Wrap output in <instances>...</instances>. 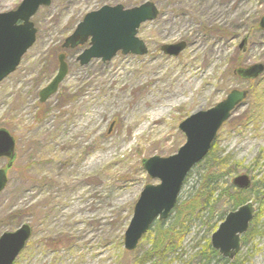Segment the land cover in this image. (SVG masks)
<instances>
[{"label":"rangeland","instance_id":"374dc122","mask_svg":"<svg viewBox=\"0 0 264 264\" xmlns=\"http://www.w3.org/2000/svg\"><path fill=\"white\" fill-rule=\"evenodd\" d=\"M145 1L160 10L138 30L147 55L118 52L82 66L78 55L90 40L67 49L68 74L40 103L41 88L58 70L56 51L86 14ZM21 2L0 0V13ZM263 14L264 0H52L39 8L32 19L36 42L0 83V127L15 136L18 155L0 194V236L26 223L33 230L16 264H135L148 240L129 252L123 235L142 188L159 183L142 160L176 153L186 140L179 124L234 88L249 95L220 129L214 153L229 157L225 186L238 174L252 177L255 189L246 199L255 202L261 234L243 245L237 264H264V72L252 81L233 72L264 64ZM180 41L187 46L178 56L160 49ZM6 163L1 158L0 169ZM187 177L180 197L197 170ZM223 202L221 210H232ZM208 221L189 227L186 260L210 241Z\"/></svg>","mask_w":264,"mask_h":264},{"label":"water","instance_id":"95a60500","mask_svg":"<svg viewBox=\"0 0 264 264\" xmlns=\"http://www.w3.org/2000/svg\"><path fill=\"white\" fill-rule=\"evenodd\" d=\"M51 1L22 0L16 9L0 13V83L17 70L22 56L35 43L37 28L32 17L40 7L50 5ZM158 15V7L152 1H145L132 8H125L120 4L103 5L86 14L62 46L77 47L90 40V47L84 49L78 57L80 65L89 63L93 58L101 59L102 62L111 60L118 52L124 55H146L147 46L139 38L138 29L141 24L155 20ZM260 26L264 27V14ZM186 46L185 41H180L162 45L161 50L167 55L178 56ZM58 57L57 73L39 93L41 103L58 91L68 73L65 54L61 53ZM263 72L264 65L261 63L238 69L239 75L247 79H255ZM247 96V90L234 88L214 107L195 112L179 124L186 140L176 153L167 157L154 155L142 160L149 178L157 179L159 183L146 184L134 203L133 216L123 235V247L127 251L133 252L137 248L154 220H165L171 214L187 175L196 164L205 159L219 130ZM16 146L13 134L0 127V159H7L5 166L0 169V194L8 183V171L17 158ZM232 183L236 188L249 189L251 177L238 174ZM255 211L254 204L250 201L229 212L211 236L212 246L219 254L229 259L234 258L240 249L241 234L247 232ZM31 235L32 230L27 223L16 228V231H5L0 236V264H13L27 246Z\"/></svg>","mask_w":264,"mask_h":264},{"label":"trees","instance_id":"16d2710c","mask_svg":"<svg viewBox=\"0 0 264 264\" xmlns=\"http://www.w3.org/2000/svg\"><path fill=\"white\" fill-rule=\"evenodd\" d=\"M61 50L62 46L56 51V54ZM212 147L205 159L193 168L197 170L196 182L185 195L178 199V203L168 218L156 220L155 225L145 235L149 243L148 247L141 255L135 257V264H170L171 260H168L170 255L176 254L182 249L183 240L192 222L206 218L209 220L206 232H213L228 212L227 208L221 210L223 201L225 204L230 203L229 209H234L250 200L246 199V193L255 189L254 184L250 190L237 189L231 184L225 186L222 181L232 169L230 167L225 170L229 157L215 156V146ZM187 178L185 183L188 181ZM260 185V188H264L263 181ZM261 197L262 192L257 191L255 201L260 203ZM255 222L256 220L252 221L253 224H251L249 232L245 234L248 240L261 234L259 230H256ZM191 261L202 264H225L223 258L212 248L210 241L202 246L196 257L189 260L188 264Z\"/></svg>","mask_w":264,"mask_h":264},{"label":"flooded vegetation","instance_id":"af4514ba","mask_svg":"<svg viewBox=\"0 0 264 264\" xmlns=\"http://www.w3.org/2000/svg\"><path fill=\"white\" fill-rule=\"evenodd\" d=\"M260 21L261 20H259V26H260ZM261 27V26H260ZM262 28V27H261ZM238 69H241V67H236V68H233V72L235 73V74H237L240 78H242L243 80L245 79V80H249V79H246V78H243V77H241L240 75H239V73H238ZM242 105V104H241ZM240 105V106H241ZM239 107V106H238ZM173 211V210H172ZM171 211V212H172ZM168 218V217H167ZM166 219V218H165ZM253 219V218H252ZM251 219V220H252ZM156 220H160V219H156ZM156 220H154V223H155V221ZM253 221V220H252ZM252 221H251V223H252ZM152 224V226L150 227V229L155 225V224ZM251 223H250V225H249V228H248V230H247V232H245V233H243V234H241V238H240V249H239V251L237 252V254L234 256V258H231V259H229V258H226V257H224L222 254H219L222 258H223V261L225 262V264H237V262L238 261H240V252H241V250H242V247H243V245H246V244H248L249 242H247L248 241V237H246L245 236V234H247L248 232H249V230H250V228H251ZM149 229V230H150ZM148 230V231H149ZM148 231H147V233H148ZM31 238V237H30ZM145 238V237H144ZM143 238V239H144ZM211 246H212V244H211ZM212 248L215 250V251H217L213 246H212ZM202 249V246L199 248V250H197V252L195 253V254H193V255H190V257L188 258V260H186L185 259V256H184V254L185 253H183V247H182V249L180 250V251H178L176 254H173V255H170V257H169V259L168 260H171V262H170V264H172V263H176V264H188V261L189 260H193L195 257H196V255L199 253V251ZM172 258L174 259V261L175 262H173L172 261ZM17 260V259H16ZM15 260V261H16ZM15 261H14V263L13 264H16L15 263ZM178 262V263H177ZM195 262H197V261H191L189 264H202V263H200V262H197V263H195Z\"/></svg>","mask_w":264,"mask_h":264}]
</instances>
